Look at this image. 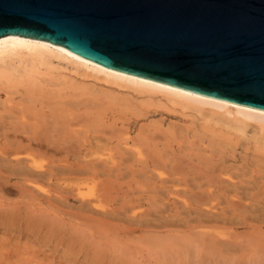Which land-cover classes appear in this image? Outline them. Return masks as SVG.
Here are the masks:
<instances>
[{
    "label": "bare ground",
    "instance_id": "obj_1",
    "mask_svg": "<svg viewBox=\"0 0 264 264\" xmlns=\"http://www.w3.org/2000/svg\"><path fill=\"white\" fill-rule=\"evenodd\" d=\"M54 60H58V63L63 62L66 66L76 70L79 69L83 74L92 76L104 83L142 94L151 101L156 100L155 102L162 103L165 106H175L181 112L189 110L190 113H196L200 116L198 118L200 120L199 130L206 129L209 131L207 127H210V131H215L216 134L229 135L230 133H237L252 140L264 136V110L205 96L108 68L48 42L16 35L1 37L0 264H60L59 260L48 259L46 250L50 249V245H53L57 252L60 251L62 264H73L75 259H79V240L77 241L79 237L75 236L73 240L65 241V247L61 243H51V235L58 232V226L52 220L56 215L53 213L57 211L50 202V192L46 185L50 182H54L53 184L61 183L64 180L61 175L65 173L67 168L63 163L73 162L76 159L73 148L79 149V142L85 140L83 134L87 130L79 125L78 116L74 114V110H79V102L62 101L59 95L56 102L53 98H50L49 102H44L35 99L32 94L36 91V86L46 81L45 84H47L48 80L51 82L56 79L54 80L55 83L49 84L60 86V90L70 86L67 81L68 76L58 75V77L49 70L53 66H56L57 69H67L59 66V64L53 65ZM44 76L50 79L47 80ZM18 85H24L25 89L27 86L29 88L35 87V90L32 91V88H30L29 93L27 87L28 90L21 92L17 88ZM103 93L108 97H113L107 92ZM250 122L255 123V125H251ZM248 127L251 128L250 133H248ZM184 128L177 124H169L164 134L167 138L170 136L174 140V136L180 134ZM146 140L148 142L144 141L145 145L150 149L152 158H154L157 165L154 171L151 167V169L148 168L151 173L145 175L147 178L151 177L153 173L160 176L164 175V172L159 170L160 166L164 165L163 160H167L169 164H172L171 167H178L176 161L171 158L174 155L165 148L166 144L158 142L155 137L151 141L150 137L146 136ZM124 144L127 147H124V153L128 156L124 161L134 157L133 161L139 162V164L148 166L149 163H152L151 157L149 159L144 157L142 148L139 145L130 144L127 140H124ZM88 160H91V158ZM111 160L115 162L114 157H111ZM55 162L58 166H61L58 169L57 165L55 166L56 169L54 166L52 167L54 170L51 167L49 169L50 164L53 165L52 163ZM206 165L204 163L206 168L201 167L205 170L197 166L198 168L192 177L193 181L183 179L187 185L184 186L185 183L182 180V187H184L182 190L178 186L172 188L164 185V191L167 190L168 193L178 195V197L181 194L182 212L178 211L179 214L168 213L166 216L154 215L153 218L146 219L144 223L146 225L154 224L157 227L158 225H173V223L177 225V222L179 225L180 222L186 228L191 223L192 225L197 223L200 224L199 227L203 231L209 226L206 225V222L209 221L217 223V220L222 219V221L233 224L239 219L243 221L255 220L260 225L257 226L259 230L257 229L258 234L254 240L246 238L242 241L239 240V242L237 236H231L235 238V240H231L230 235H227L221 229L210 231L212 229L210 226L208 227L210 230L200 233L203 236L205 235L204 237L196 236L198 234L192 236L191 233L188 234V230L185 228L187 231L183 233V236L188 234L191 235L190 238L182 236L179 239L178 237H171L166 241H154V243H149L150 245L148 244L147 248H143L147 249H145L146 253L144 250V254L139 252L142 246L137 248V246H119L111 243H90L93 246L84 248L82 252L84 254L82 256H88L86 263L264 264V230L262 231L261 227L264 224V174L254 177L253 169L241 167L239 169L240 174L236 176L246 177V179L241 178L237 184L226 181L227 186L220 189L221 192L232 191L230 193H233L228 209L220 208L221 213L218 215L219 213L213 212L216 208L218 210V207L212 202L213 206L209 205L210 207L205 213V210L198 209L196 204L197 209H195V206L186 197L190 195V197L196 198L199 195L204 196L207 192L206 195L208 196V194L213 195L219 191L210 187L202 188L203 184L200 179L194 181V179L202 178V176L213 171L211 168L208 169ZM79 172L83 173L84 171L83 169L81 171L77 170V174H74L77 176L76 178H68L76 187L79 185ZM228 177L232 178V175H228ZM83 179H80V181ZM194 189L197 190L194 191ZM153 192L160 193L156 190ZM93 205L96 208L103 206L101 203H94ZM191 205L193 210L190 208ZM176 208L178 209V207ZM233 211L238 212V215ZM181 214L185 215L184 218ZM193 214L195 217H193ZM204 221L206 222L204 223ZM202 224H205V228L201 226ZM194 228L191 229L189 226V230ZM195 229L189 232L194 233V231L196 232ZM206 235L212 236V238H206Z\"/></svg>",
    "mask_w": 264,
    "mask_h": 264
},
{
    "label": "rangeland",
    "instance_id": "obj_2",
    "mask_svg": "<svg viewBox=\"0 0 264 264\" xmlns=\"http://www.w3.org/2000/svg\"><path fill=\"white\" fill-rule=\"evenodd\" d=\"M57 61L54 60L53 65L59 64L67 69H57L56 66H53L49 70L57 76H68L67 81L70 86L60 90V86L49 84L55 83L56 79L52 78L53 80L50 82L48 80L50 78L44 76L48 83L45 84L47 81L40 83L32 94L35 99L44 102H49L50 98L56 102L58 95L65 102H79V110H74V114L78 116L79 125L87 130L83 134L85 140L79 142V149L73 148L76 159L73 162L63 163L67 168L61 175L64 180L61 183L50 182L47 184L48 186L46 185L50 192V202L57 211L56 213L51 211L56 214L52 220L58 226V232L51 235V243H61L65 247V241L73 240L75 236L79 237V239L76 238L77 241L79 240V259H75L73 264H88L86 263L88 256H82L84 255L82 252L84 248L93 246L90 243H111L119 246H137V248L142 246L141 250L143 251L139 250V252L144 254L149 243H154L157 240L166 241L171 237L182 238L183 233L187 230L188 234L191 233L192 236L198 234L196 236L204 237L205 235L200 233L210 230L209 226L212 227L210 231L221 229L230 235L231 240H235L231 236H237L238 241L246 238L254 240L259 230L257 226L260 225L255 220L243 221L239 219L233 224L222 221V219H220L222 223L220 220H217V223L204 221L209 226H206L207 229L203 231L199 227L200 224L192 225L191 223L189 225L191 229L192 227L197 228H194L196 230L194 233L189 232L194 229L189 230V226L186 228L180 222L179 225L177 222V225L173 223V225H156L157 227L153 223H151L153 225H146L144 222L146 219L153 218L154 215L166 216L168 213L179 214L178 211L182 212L181 194L179 197L172 195L167 190L164 191L163 187H165L164 185L172 188L178 186L182 190L184 188L182 186L187 185L183 179L193 181L192 177L195 171L198 167H203L204 163L207 164L208 169L211 168L213 171L202 178L194 179V181L200 179L203 184L202 188L210 187L219 191L213 195L208 194L210 198L206 195L208 192L204 195L205 197L199 195L201 198L199 196L194 198L189 195L186 198H189L188 201L193 206L196 204L198 209L205 210V213L213 202L218 207V210L216 208L213 212L220 215V208L228 209L233 195L230 193L232 191L221 192L220 189L227 186L226 181L237 184L241 178L246 179V177L236 176L240 174L241 167L253 169L254 177L264 174V136L252 140L237 133L216 134L215 131H210V127H207L209 131L199 130L200 120L198 118L200 116L196 113H190L189 110L181 112L175 106H165L155 102L156 100L151 101L142 94L104 83L83 74L79 69L76 70ZM42 69L44 70L43 67ZM23 86L18 85L17 88L21 92L28 90V86L26 89ZM30 88L32 91L35 90V87ZM103 92H107L113 97H108ZM169 124L185 127L180 134L174 136V140L170 136L167 138L164 134ZM250 124L255 125L253 122ZM247 130L250 133L251 128L248 127ZM146 136L150 137L151 141L155 137L158 142L166 144L165 148L174 155L171 158L176 161L178 167H171L172 164L163 160L164 165L160 166L159 170H162L164 175L153 173L151 177L147 178L145 175L151 173L149 171L151 168L154 171L157 165L152 158L150 149L145 145ZM124 140L130 144L139 145L144 157L148 159L151 157L152 163H149L148 166L139 164V162L133 161L134 157L124 161L128 157L124 153V147L127 148ZM110 156L114 157L115 162H112ZM90 158L91 160H88ZM52 164L49 169L50 167L53 169L52 167L55 168L57 165L56 162ZM60 166L57 165V169ZM175 168L176 170H174ZM205 168L201 169L205 170ZM82 169L84 172H79V185L76 187L68 178H76L77 176L74 174L77 170L81 171ZM228 175H232V178H229ZM82 178L87 179L80 181ZM155 190L160 193H154ZM196 190L194 189V191ZM65 196L68 198L66 199ZM94 203H101L103 206L96 208ZM166 205L167 207H165ZM192 205L190 208L193 210ZM196 206L195 209H197ZM169 208L171 209L168 211ZM95 211L99 212L95 213ZM193 213L195 214V212ZM234 213L238 215V212ZM194 214L193 217H195ZM181 216L184 218L185 215L181 214ZM181 216L180 218H182ZM139 219L140 221H138ZM201 226L205 228V224ZM261 227L263 231L264 224ZM188 234L183 237L190 238L191 235ZM207 236L206 238H212V236ZM191 239L193 240V237ZM144 247L146 248L143 249ZM46 254L48 259L59 260L62 264L60 251L57 252L53 245H50V249L46 250Z\"/></svg>",
    "mask_w": 264,
    "mask_h": 264
},
{
    "label": "water",
    "instance_id": "obj_3",
    "mask_svg": "<svg viewBox=\"0 0 264 264\" xmlns=\"http://www.w3.org/2000/svg\"><path fill=\"white\" fill-rule=\"evenodd\" d=\"M264 110V0H0V38Z\"/></svg>",
    "mask_w": 264,
    "mask_h": 264
}]
</instances>
